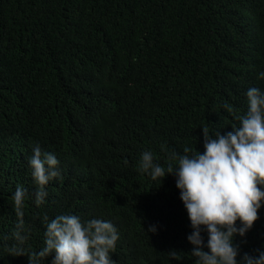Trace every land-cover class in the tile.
<instances>
[{"label": "trees", "instance_id": "16d2710c", "mask_svg": "<svg viewBox=\"0 0 264 264\" xmlns=\"http://www.w3.org/2000/svg\"><path fill=\"white\" fill-rule=\"evenodd\" d=\"M260 73L264 0H0V264H29L43 217L68 213L115 225V264H195L175 177L151 180L140 156L166 170L173 151L203 153L202 130L233 131ZM37 144L60 170L39 207ZM258 217L241 254L264 248Z\"/></svg>", "mask_w": 264, "mask_h": 264}, {"label": "clouds", "instance_id": "9594fccd", "mask_svg": "<svg viewBox=\"0 0 264 264\" xmlns=\"http://www.w3.org/2000/svg\"><path fill=\"white\" fill-rule=\"evenodd\" d=\"M245 95L247 111L237 117L240 123L233 131L221 135L202 130L203 153L196 148L173 151L166 170L151 150L143 151L138 162L139 172L153 181L175 177L192 229L187 240L195 264H264V248L241 254L236 243L237 237L244 240L264 207V90L249 87ZM28 164L36 185L34 203L39 207L46 202V186L60 176L59 160L37 144ZM28 196L23 186L12 195L19 217ZM43 222L44 246L29 256V264H42L49 257L50 264H115L111 254L119 233L111 221H82L68 213L51 219L45 215ZM18 229L16 239L23 243L27 236L21 235L22 225ZM148 231L155 233L156 227Z\"/></svg>", "mask_w": 264, "mask_h": 264}]
</instances>
